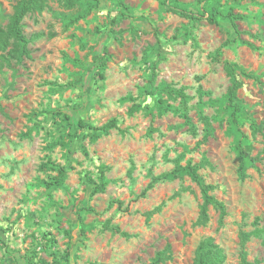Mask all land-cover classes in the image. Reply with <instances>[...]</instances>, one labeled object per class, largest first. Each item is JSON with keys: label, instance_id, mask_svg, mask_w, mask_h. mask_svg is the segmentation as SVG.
<instances>
[{"label": "rangeland", "instance_id": "obj_1", "mask_svg": "<svg viewBox=\"0 0 264 264\" xmlns=\"http://www.w3.org/2000/svg\"><path fill=\"white\" fill-rule=\"evenodd\" d=\"M19 1L0 0V28ZM162 1L121 10L100 0L82 17L79 2L46 0L23 19L30 58L0 65V264H150L167 245L164 264H193L205 238L223 264H264V0H167L206 15L232 9L244 17L239 35L222 16L191 21ZM224 61L253 76L236 73L238 125ZM113 119L118 130L95 138ZM176 160L200 166L225 206L222 225L212 207L196 224L202 198L188 177L139 197Z\"/></svg>", "mask_w": 264, "mask_h": 264}, {"label": "trees", "instance_id": "obj_2", "mask_svg": "<svg viewBox=\"0 0 264 264\" xmlns=\"http://www.w3.org/2000/svg\"><path fill=\"white\" fill-rule=\"evenodd\" d=\"M46 0H20L14 7L12 15L9 17L8 24L5 29L0 28V65L2 62L5 65H10L11 59H19L21 57L30 58V52L27 49V44L29 40L24 36L22 31V21L25 16L33 11H42L44 8ZM100 0H63L65 6L67 8H72L76 2H79L85 7V14L82 17H85L92 9L96 8L99 4ZM114 2L118 8L121 10H126L127 6L124 3V0H110ZM212 0H201L202 3L209 4ZM87 5V7H86ZM163 7H166V11L176 15L183 19H188L191 21H206L210 24H214L217 20L218 15L227 19V21L232 25L235 33L239 35V31L237 29L236 21L243 20V15L236 14L232 9H229L225 14L220 13L218 11H210L209 14L206 15L205 12H192L186 8L172 6L167 4V0H163L161 2ZM242 44L251 46V44L241 41ZM7 51V52H6ZM6 54H3L5 53ZM217 54H220V50L217 51ZM97 54H93V61H97ZM224 69L228 76L231 78V86L227 92V100L229 102V108L231 110L230 115L232 122L235 125L240 123V109L238 104L235 101L236 92L240 88L241 83L236 79V73L247 77L253 78L251 74H247L244 72L242 68L234 63H230L228 61L223 62ZM101 68H105V62H101ZM171 93H175L177 96L185 99V94L181 91L170 90ZM130 101H134L133 98H128ZM162 103V102H159ZM79 127H84L82 121L78 122ZM252 127H256L255 124H252ZM258 129V128H256ZM111 130H118V125L116 120H110L109 122L103 124L100 128L95 129L96 132H99L94 135L95 138H100L102 135L108 134ZM151 131V130H150ZM149 131V132H150ZM248 155V151L246 153L240 154V162L241 167L239 171V175L241 179L245 178L244 172V156ZM200 166L197 164H192L187 162L184 166L180 165V162L176 160L174 162V167L172 170L168 172H163L157 176L151 177L149 183L145 186V188L141 191L139 197L143 198L146 196L148 191H150L155 183L162 181H175L180 180L183 177H188L192 182H194L200 190L202 205L199 213V217L196 221L197 225H205L208 221V209L210 207L214 208L219 213L218 223L219 225L223 224L224 217L226 216L225 206L221 201H218L213 195L212 191L214 190V186L206 184L202 177L199 175ZM58 175L64 177L65 172L61 169L57 170ZM107 182L102 180L101 183L96 187L95 191L103 192ZM112 203V202H111ZM118 208L121 207L122 203L119 201L115 202ZM92 211V210H90ZM153 212H148L146 214V218L152 215ZM111 228L112 231L123 238H129L130 235L121 232L117 227L110 226L105 224L103 229ZM248 235L244 234L243 239L247 238ZM69 241L72 240L71 236H68ZM264 246V241H263ZM171 260V248L169 245L165 247V249L159 253H157L156 257L152 260L150 264H164L167 261ZM225 260V256L221 248H219L213 241L212 238H205L196 247L194 253L193 264H223ZM64 261L68 264V255L65 256ZM41 264H45L44 261H40ZM245 264V262H243ZM257 262H255L256 264Z\"/></svg>", "mask_w": 264, "mask_h": 264}]
</instances>
